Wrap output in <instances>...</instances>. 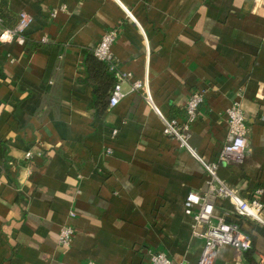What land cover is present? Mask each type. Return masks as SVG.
Segmentation results:
<instances>
[{"label":"crops","instance_id":"0c3cea01","mask_svg":"<svg viewBox=\"0 0 264 264\" xmlns=\"http://www.w3.org/2000/svg\"><path fill=\"white\" fill-rule=\"evenodd\" d=\"M22 11L33 19L24 43L0 42V264H150V250L197 264L204 239L184 204L207 193L209 175L132 90L146 77L157 108L181 122L190 94L205 90L191 147L264 202V0H0V34ZM114 28L117 67L132 78L110 107L114 88L89 58ZM235 101L249 129L242 164L220 160ZM208 200L251 240L249 251L221 246L214 264H264V224ZM67 224L75 236L64 247Z\"/></svg>","mask_w":264,"mask_h":264},{"label":"built area","instance_id":"2783aa9c","mask_svg":"<svg viewBox=\"0 0 264 264\" xmlns=\"http://www.w3.org/2000/svg\"><path fill=\"white\" fill-rule=\"evenodd\" d=\"M121 5L127 15L138 24L130 10L122 3ZM55 14L56 10L52 12L53 16ZM32 21L33 19L31 15L26 11H22L19 15V21L16 27L14 29H5L2 31L0 34V42L18 41L24 43L25 38L23 34ZM117 36L118 29L114 28L106 31L103 33L97 46L93 49L94 55L107 62L109 69L113 71L118 78V82L115 84L110 97V107L117 106L126 97L127 93L123 91L121 84L123 81L131 80L132 78L131 73L122 72L117 67L116 59L112 51V45ZM139 89L144 90L146 100L161 117L164 123V133L169 137L177 139L182 147L188 149L195 157H197L209 175L207 193L201 195L191 192L187 195L184 204L186 214L193 219L192 226L195 234L204 239L203 250L197 264H214L217 250L223 245H232L247 251L251 247L250 238L242 232L240 225L237 222H228L220 217L216 219L215 205L208 200V196L213 195L229 200L233 204L238 215L249 217L262 224H264V202L259 197L260 190H258L250 199L243 197L238 190L228 185V183L220 176L218 162L205 161L191 147V130L193 124L199 117L200 107L205 101V90H196L190 94L186 102L187 116L186 119L181 122L177 118L165 117L157 108L152 97L149 79L147 77L144 80L133 81L132 90ZM226 116L229 123V133L228 138L221 149L220 160L227 163L242 164L247 155V136L249 129L246 116L238 101L233 102L226 109ZM113 134H117V130H113ZM110 152H112L111 148L107 150V153ZM26 155L29 158L32 153L27 152ZM74 215L75 212L71 211V216ZM74 236L75 228L72 225L67 224L62 226L58 236L59 245L69 247L73 242ZM149 258L150 264H173L171 258L165 252L150 250ZM86 264L97 263L93 260H88Z\"/></svg>","mask_w":264,"mask_h":264},{"label":"trees","instance_id":"16d2710c","mask_svg":"<svg viewBox=\"0 0 264 264\" xmlns=\"http://www.w3.org/2000/svg\"><path fill=\"white\" fill-rule=\"evenodd\" d=\"M89 59H90L89 60L90 69L91 70L96 69V67L99 69V73L101 74L102 78L105 80L103 86L105 85V89L108 90V94H109V91H111L114 88L115 84L117 83L116 77L111 74H108V71H107L108 63L107 62L97 58L95 55H92ZM105 94H107L106 91L104 92V95ZM104 95H101L102 98H106ZM106 104L107 102H104L103 108H105ZM249 249H251V247ZM249 249L247 251H249Z\"/></svg>","mask_w":264,"mask_h":264}]
</instances>
